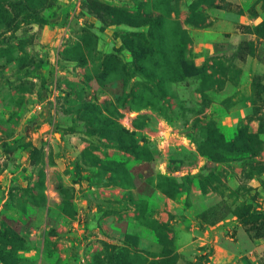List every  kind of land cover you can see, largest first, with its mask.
Instances as JSON below:
<instances>
[{"label": "rangeland", "instance_id": "1", "mask_svg": "<svg viewBox=\"0 0 264 264\" xmlns=\"http://www.w3.org/2000/svg\"><path fill=\"white\" fill-rule=\"evenodd\" d=\"M0 264H264V0H0Z\"/></svg>", "mask_w": 264, "mask_h": 264}, {"label": "trees", "instance_id": "2", "mask_svg": "<svg viewBox=\"0 0 264 264\" xmlns=\"http://www.w3.org/2000/svg\"><path fill=\"white\" fill-rule=\"evenodd\" d=\"M192 67V66H191ZM192 70V69H191Z\"/></svg>", "mask_w": 264, "mask_h": 264}]
</instances>
